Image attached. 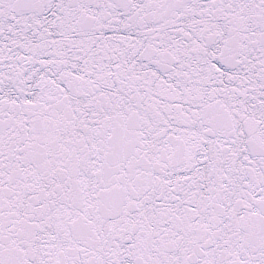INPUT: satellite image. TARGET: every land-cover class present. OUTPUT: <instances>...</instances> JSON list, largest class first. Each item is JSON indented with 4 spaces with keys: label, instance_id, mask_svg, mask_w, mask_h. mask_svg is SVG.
Masks as SVG:
<instances>
[{
    "label": "water",
    "instance_id": "95a60500",
    "mask_svg": "<svg viewBox=\"0 0 264 264\" xmlns=\"http://www.w3.org/2000/svg\"><path fill=\"white\" fill-rule=\"evenodd\" d=\"M30 1L31 0H0V20L6 19L8 21L10 32L13 31L14 28V25L11 24L13 20V17L11 16L13 14L25 11L24 9H28L30 7ZM232 1L233 5L228 7L225 4L226 0H208V7L200 4L197 5L196 8L193 7V2L191 0H142L141 2H138L140 12L142 13L141 15L144 17L141 18V20L144 21L145 19V22L148 24H150V22L157 23L165 17V15L160 11L161 6L167 7L169 9L170 13L168 16H171V18L175 19L176 24L173 26H175L176 28L179 25H188L186 22V17H189L188 23L195 24L197 26L194 30L188 31V33L194 36V43L196 42L197 36H199V51H202L206 47V38L209 39L210 34H214L216 32V36L212 38L210 42V44H212L215 49V52L211 55L210 59H206L205 57L204 59H193L190 57V59L182 60L183 62L188 64L190 72L196 78V81L203 76L204 71L195 65H204L207 67V69L209 68V70L206 76L202 78L207 80L201 83V86H199L200 88H196L194 82L189 79L184 85L185 87L189 88L188 92H184L182 94L185 100H178L177 102L179 109L181 107H185V117H187L188 114L192 116H207L208 121L204 122L208 123L207 126L210 125V122L214 118H226L225 121H227L228 119V122H224V125H230L234 121V118H237L239 116V107H241L240 111H244L245 114L252 112L254 118H264V88L257 85V83L261 81L260 78H257L260 73L257 71V69L255 71L252 70L253 63L249 61V56H246L247 60L243 63L241 61H236V56L234 55V47L238 39L246 37L247 34H251L253 31L254 22H256L255 20H259L264 17V0H254V4L256 5H252L250 3V1L252 0ZM201 13L203 15V18H200ZM136 14L137 12L134 15ZM247 16L250 17L248 18ZM4 20L2 21V23L6 22ZM136 21L137 19L132 20L131 24L127 20L122 22L124 31H126L128 27L129 29L133 28V31H135ZM219 21H223V23H225L222 27V31L221 29L216 30V26L218 25ZM105 23L106 22L102 20L99 21V24L102 26ZM119 24L120 22L118 23V25ZM118 25H116L115 27H117ZM154 38L155 37L152 33H146V36H143V39L145 40V47L142 49L139 46V43L134 41L132 37L130 40L131 46L129 45L130 47L126 49L127 53L124 56V59L133 61V63L135 64H140L141 51L145 52L149 50L151 48L149 41L153 40ZM143 39H140V41H143ZM203 40L204 43H202ZM99 43L102 44L101 41ZM221 43L225 44L228 47V53H226V49L222 50ZM103 46L98 47L96 50H93L89 53L91 55L95 53H107V51L103 49ZM134 49L136 50L134 51ZM59 53L60 58L65 60V64L75 63V61L71 60L69 54L61 50L59 51ZM103 58L105 60L109 59L108 55L103 56ZM159 59L164 66L156 67V71L159 77H161L163 80L169 79L170 76L175 77V68H171L163 58ZM148 62H153V59L149 60ZM175 65L177 66V64ZM216 68L217 70L215 71V73H213ZM139 69L140 68L135 67L134 69H132V71L134 74H138ZM3 70L4 68L0 66V71ZM235 70H240L238 78L233 76L235 74ZM208 84L216 86L218 88V94H215L214 96L207 95L206 87ZM52 85H54L56 88L61 87L56 83H52ZM119 88L122 87L120 86ZM222 92H225L227 96L223 98L222 95H220ZM176 94L177 92L172 88V83H169V89L163 93V97L171 105V101L169 100L171 99L172 95L175 96ZM47 103L49 104L50 108H52L54 101L51 97H49ZM228 104L229 106H226ZM240 104H242V106H240ZM58 108L60 110H63L65 108V104H60ZM154 108V104L151 103L146 108V110L147 112H153ZM256 128H264V126L256 125ZM225 129L226 127L224 128V130ZM219 133L221 132L214 131V128H212L211 126L208 127V130L205 132V136L207 138V141H212L213 144L209 143L208 146L206 145L207 142H201V152L198 153L202 155V160L206 162L213 160L216 163L218 158L222 155V153L218 154L217 152L226 151L228 148L229 151H232L234 155L239 157L236 158L233 162H231L229 159L227 160V162L232 163L227 164L226 167L228 171H239V177L235 175L229 176L231 178V181L241 180L243 182L248 181L255 183L258 180H262V178L264 177V157L262 156L264 144H260L259 154L261 155H259L258 157L255 151H246L243 147L233 145L232 139L229 137L221 142L219 138H224L225 134L220 136L218 135ZM256 133H258V131L253 132V138H255ZM127 151L128 149L124 148L123 152ZM249 156H252L253 158L257 157L255 159L257 166L254 165L251 168L243 161V159ZM126 159L131 164L130 154H128V157ZM191 159L193 158H188V161L181 162V166H179L176 170V180L171 185L163 187V194L160 196L156 195L161 185L158 184L154 186V178L162 172L161 170L169 172L168 164L162 165L161 170L159 169L154 172L149 171V168L138 170V167H133L132 164L130 165V167L134 170L133 172H131L133 176V182L131 183V185L126 184L124 186H121V188H117V193H119L120 189V191H122L123 188H126L127 190L135 188L137 193H139L140 198L137 199L136 195H133V198L135 200L131 198L129 199V201H127L128 207L126 210L127 212L135 211L133 218L140 217L139 219H135V223L138 228H142V226L139 225V221L142 223L141 219L145 218V216L150 212V208L147 207V205H153L157 202L164 201L165 198L167 199L166 196L171 193V189L185 185L187 181L195 178V173L192 168L187 169L184 167V165L186 163H189ZM210 166L211 176L209 179L205 178V184L202 186V189L213 192L217 189V187L215 185H212L211 183L217 181L216 179H213V177L217 176V173L214 165L211 162ZM44 170L48 171V166L45 167ZM145 170L146 174L143 173V171ZM136 172L139 174H137ZM200 182L201 181H199V183ZM230 184L233 183L230 182ZM199 186H196V188H198ZM4 188L5 187L0 180V218H3L6 214H8L11 206L10 200L13 196V194L9 193L4 196ZM146 189L150 190L148 195L144 192ZM126 199H128V197ZM249 199V201L252 202V199ZM259 203L260 205L259 207H257L256 214L259 213L264 215V200H259ZM214 212L215 215L210 214L213 213L210 211L208 212L209 214L203 213L202 215H199L195 218L197 221H205L207 223V226L204 228L207 230L211 229L216 233L218 237L221 234L226 235L228 232L232 234V230L234 228H236V234L238 236L243 235L240 228L241 221L245 220V218L242 215H235L231 211H222L220 208H214ZM216 220H218L220 224H216ZM148 225L150 228L149 235H153V231L155 230L156 225L152 222H150ZM246 236L249 237L250 233L247 232ZM84 237L91 243L92 247L96 248V244L98 241L96 239V236L85 233ZM230 238L231 237L229 236V239ZM153 241L154 238L148 236L146 232H143L141 230L137 232V237L133 243V249L137 253L138 258L133 264H193L194 256L192 257L193 261L188 263L187 260H185L184 263L183 257L181 258V260L174 259L175 256H178L177 252H172L168 248L164 249L163 247H159L156 245L153 246ZM226 241L227 239H223V242L215 241V244L210 243V245L206 242L203 245H200L198 244L200 243V239L199 242L189 240L187 244H185L184 240H181L178 244H181L183 245V247H187L190 249H205L208 255L207 260L203 263L213 264L216 260V256L220 257L222 254L225 255L224 248L226 246ZM236 244L239 245L240 243L236 242ZM103 251L108 254V257H112L113 253L110 249L104 247ZM122 260L128 262L129 258L127 255H125Z\"/></svg>",
    "mask_w": 264,
    "mask_h": 264
}]
</instances>
